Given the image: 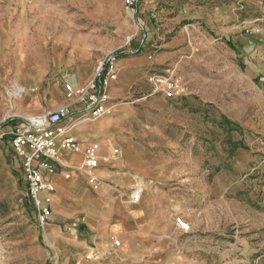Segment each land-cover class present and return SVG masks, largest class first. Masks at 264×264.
I'll use <instances>...</instances> for the list:
<instances>
[{
    "label": "rangeland",
    "instance_id": "rangeland-1",
    "mask_svg": "<svg viewBox=\"0 0 264 264\" xmlns=\"http://www.w3.org/2000/svg\"><path fill=\"white\" fill-rule=\"evenodd\" d=\"M141 12L147 28L127 33L115 23L134 25L124 0H0L1 129L23 126L34 105L77 104L68 95L79 88L63 68L39 72L57 45L69 53L89 43L104 62L130 40L150 43V77L179 85L175 98L149 81L145 92L116 101L138 108L123 136L158 172L144 179L139 203L131 200L138 182L126 190L155 223L126 253L119 238L107 251L91 242L86 263L68 244L81 242L70 221L52 215L41 227L20 161L2 140L0 264H264V0H147ZM19 86L28 87L22 98Z\"/></svg>",
    "mask_w": 264,
    "mask_h": 264
},
{
    "label": "crops",
    "instance_id": "crops-1",
    "mask_svg": "<svg viewBox=\"0 0 264 264\" xmlns=\"http://www.w3.org/2000/svg\"><path fill=\"white\" fill-rule=\"evenodd\" d=\"M142 19L144 27L147 28L148 18L142 15ZM115 23L119 26L122 24L123 32L129 33L132 28L135 29L134 25L126 20L118 19ZM135 48L140 52L133 55L132 51ZM55 49L53 58L43 64L39 72L45 74L52 69L63 68L66 80L79 89L93 80L96 68L105 57L103 50L89 43L81 48L76 46L69 53L62 51L58 45ZM150 49V43H141L135 47L130 40L122 52H117L123 56L116 61V74L108 89L111 102L106 104L108 112L103 116L83 119L81 118L83 105L73 104L66 107L65 99L50 103L43 109L36 107L37 105L32 108L33 116L55 113L65 108L69 111V115L59 126L63 134L57 136V142L61 160L71 168H66L68 170L65 172H58L54 166V173L42 169V174L46 181L52 182L55 186L52 215L56 221H70L76 228L73 234L76 238L81 237V242L68 244L79 252L80 258L86 263L91 260L90 252L86 248L88 243L99 242V249L107 251L112 239L119 238L118 248L126 253L131 248H138L144 227L155 224L153 219L146 216L147 208L133 207L124 198L126 190L134 182L137 181L136 187L142 190L144 179L158 172L133 139L123 136L125 124L138 115V108L133 104L124 106L116 104V101L145 92L153 64ZM159 58L155 56L154 61L160 60ZM135 88L138 89L137 92H133ZM64 137H72L84 145L91 143L100 145V165L94 174L98 181H102V186L97 190L88 183L87 173L77 169L82 165L84 155L62 149L61 141ZM9 143L12 147L11 142ZM0 144L6 142L2 141ZM116 150L119 151L118 154H115ZM3 157V153H0V164ZM19 161L22 170V162L20 159ZM67 173H70V179L65 178ZM22 176L24 179V175Z\"/></svg>",
    "mask_w": 264,
    "mask_h": 264
},
{
    "label": "built area",
    "instance_id": "built-area-1",
    "mask_svg": "<svg viewBox=\"0 0 264 264\" xmlns=\"http://www.w3.org/2000/svg\"><path fill=\"white\" fill-rule=\"evenodd\" d=\"M142 2L143 0H124L125 9L131 16L137 32L142 31L145 26L141 15ZM116 61L115 57H109L97 68L93 81L80 89L70 90L68 98L84 107L81 118H99L108 112L106 108L109 100L108 89L116 74ZM149 81L157 88H162L168 98H175L178 95L179 85L172 77H150ZM68 115L69 111L65 108L55 113L28 117L23 126L13 130L6 131L0 128V141L9 138L16 155L22 162V171L27 184L26 196L34 205L38 222L44 228L51 222L55 186L44 179L42 169L54 173L53 163L71 168L61 160L57 142V136L63 134L59 126ZM61 147L84 155L82 165L77 169L87 173L88 183L97 190L99 181L94 173L100 165V145L97 143L84 145L72 137H64ZM118 153L119 151L116 150L115 154ZM65 178L70 179V173H67ZM142 196L141 189H134L131 195L132 203H139ZM178 224L183 232L191 230L190 224L183 218L178 220ZM115 246L119 247L120 242L115 241Z\"/></svg>",
    "mask_w": 264,
    "mask_h": 264
},
{
    "label": "bare ground",
    "instance_id": "bare-ground-1",
    "mask_svg": "<svg viewBox=\"0 0 264 264\" xmlns=\"http://www.w3.org/2000/svg\"><path fill=\"white\" fill-rule=\"evenodd\" d=\"M25 92H26V89L23 86H19L16 90V95L18 98H22Z\"/></svg>",
    "mask_w": 264,
    "mask_h": 264
},
{
    "label": "trees",
    "instance_id": "trees-1",
    "mask_svg": "<svg viewBox=\"0 0 264 264\" xmlns=\"http://www.w3.org/2000/svg\"><path fill=\"white\" fill-rule=\"evenodd\" d=\"M123 56V54L122 53H117L116 54V58L118 59V58H121Z\"/></svg>",
    "mask_w": 264,
    "mask_h": 264
}]
</instances>
